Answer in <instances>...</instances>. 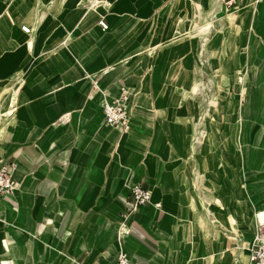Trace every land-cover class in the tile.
<instances>
[{"label":"crops","instance_id":"obj_1","mask_svg":"<svg viewBox=\"0 0 264 264\" xmlns=\"http://www.w3.org/2000/svg\"><path fill=\"white\" fill-rule=\"evenodd\" d=\"M65 1L0 0V44L23 42L33 56L20 84L8 79L0 92V163H17V184L0 199V264H108L121 248L133 264H248L255 213L264 210V125L249 121L242 134L228 90L243 83L244 67L264 90V8L256 14L235 0L196 24L207 81L195 77L190 92L178 84L169 100L171 76L160 65L174 48L163 35L183 0H91L71 25L59 16ZM50 15L60 31L53 44L41 41ZM122 88L130 90L127 131L105 122L102 109ZM201 90L203 110L184 128L176 163L166 127L176 100L190 111ZM133 181L153 202L129 212ZM127 213L130 231L120 234Z\"/></svg>","mask_w":264,"mask_h":264},{"label":"rangeland","instance_id":"obj_2","mask_svg":"<svg viewBox=\"0 0 264 264\" xmlns=\"http://www.w3.org/2000/svg\"><path fill=\"white\" fill-rule=\"evenodd\" d=\"M58 1L59 0H56V7L59 4ZM183 1L174 7L169 19H166L165 28L167 30L163 35L164 40L166 41L165 45H167V47L168 45L172 46V49L174 48V52L170 55V59L161 60L160 65V73L162 72L164 75L169 74L171 76V79L169 80V83H167V86H165L164 90V97L169 100L171 99L172 90L174 87H177L178 84L185 85L184 87H187L188 92H190L195 77L201 82V86L207 81V73L204 72L203 68L200 67L201 65H198L197 63V38L192 35L195 25L202 23L204 19L210 20L214 16H222L226 8H235L237 5L235 0H215L213 2H210V0ZM90 2L91 0H66L64 2V7L59 13L60 19H62L67 25H71L73 23L72 15L74 12L79 11L82 13H89L87 8ZM241 5L246 11H252L259 14L260 10L262 11L264 8V0H242ZM94 13H97V11ZM52 17L53 15L49 16L45 27L42 29L43 34L41 41L42 38L47 37L46 43L52 42L53 44L55 43L56 38L60 36V31H55L59 22ZM180 23H182V28ZM178 28H181L182 31L179 32ZM63 34L67 35L68 33ZM22 43L15 45L14 42L10 40L9 46L5 47L0 44V92L10 87H6L5 84L8 79L15 80V86H18L20 83L17 80L21 79L22 74L29 68L28 61H25V59H33V56L29 55L25 45ZM39 52L40 50L38 49L35 54H38ZM253 64H255V62L252 61L250 66L253 67ZM239 74L241 77L244 74V81L241 85L233 81L228 90V97L231 104L233 103V105H237L235 107L239 108V119L236 120L238 123L241 122V130L243 134L244 131L251 128V126L248 127L249 121L253 122L252 125L254 128H257V126L261 124L264 125V90L263 87L261 88L259 79L258 81H256V79L253 80V70L248 68L245 69L244 67V69H240ZM161 82L164 85L166 83L163 79ZM222 83L224 84L225 81ZM258 91H261V99L259 96H255ZM175 95L178 97L179 93L176 92ZM203 98L204 94L201 90L194 97V107L190 111L184 106L186 101H182L181 104H178V100H176V109L178 110L174 113V118L172 119L173 122H168L167 120L164 121L168 122V127H166L167 136L166 138L164 137V140L166 141L165 146L170 145V156L176 161V163L179 161L177 158L178 156H176L178 155V149L183 147V133L186 130L184 128H187L188 124L192 126V123L198 118L200 111L203 110L201 107L204 102ZM250 102H253L251 107H254V109L258 108L260 111L255 118L247 117V109H251ZM177 116H180L178 121L176 118ZM177 123H179L180 126ZM186 160L185 171L191 183L192 194H194V190H196V184L194 182V164L192 158Z\"/></svg>","mask_w":264,"mask_h":264},{"label":"built area","instance_id":"obj_3","mask_svg":"<svg viewBox=\"0 0 264 264\" xmlns=\"http://www.w3.org/2000/svg\"><path fill=\"white\" fill-rule=\"evenodd\" d=\"M233 2V1H232ZM98 24L105 31L109 28V24L105 17L101 16L98 20ZM21 30L31 35L34 29L28 25H21ZM130 98V90L128 88H122L118 96L107 99L102 106L104 120L108 124L117 126L123 131H127L130 128V113L126 106ZM17 168L15 161L9 163H0V199L13 192L14 187L17 184L14 172ZM130 196L127 204L129 212L137 210L139 206L153 202L152 191L149 188L144 187L140 182L133 181L129 184ZM157 206H161V202H155ZM256 216V229L253 240L250 245L249 262L248 264H264V210H258L255 213ZM119 225V233H129L130 228L126 225V218ZM108 264H133V260L126 250L121 248L116 257Z\"/></svg>","mask_w":264,"mask_h":264},{"label":"bare ground","instance_id":"obj_4","mask_svg":"<svg viewBox=\"0 0 264 264\" xmlns=\"http://www.w3.org/2000/svg\"><path fill=\"white\" fill-rule=\"evenodd\" d=\"M225 17V16H224ZM202 40V39H201ZM203 44V43H202Z\"/></svg>","mask_w":264,"mask_h":264}]
</instances>
